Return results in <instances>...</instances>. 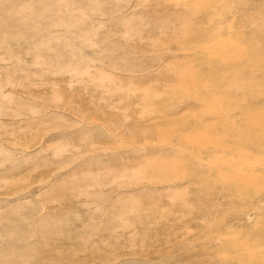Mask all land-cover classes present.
<instances>
[{"label":"rangeland","instance_id":"rangeland-1","mask_svg":"<svg viewBox=\"0 0 264 264\" xmlns=\"http://www.w3.org/2000/svg\"><path fill=\"white\" fill-rule=\"evenodd\" d=\"M0 264H264V0H0Z\"/></svg>","mask_w":264,"mask_h":264}]
</instances>
